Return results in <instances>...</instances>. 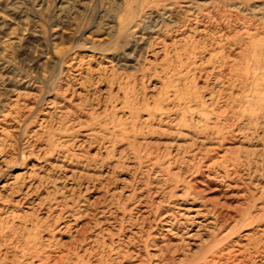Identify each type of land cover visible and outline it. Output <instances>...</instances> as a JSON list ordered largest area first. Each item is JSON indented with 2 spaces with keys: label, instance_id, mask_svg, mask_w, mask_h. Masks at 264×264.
I'll return each instance as SVG.
<instances>
[{
  "label": "rangeland",
  "instance_id": "obj_1",
  "mask_svg": "<svg viewBox=\"0 0 264 264\" xmlns=\"http://www.w3.org/2000/svg\"><path fill=\"white\" fill-rule=\"evenodd\" d=\"M0 264H264V0H0Z\"/></svg>",
  "mask_w": 264,
  "mask_h": 264
}]
</instances>
